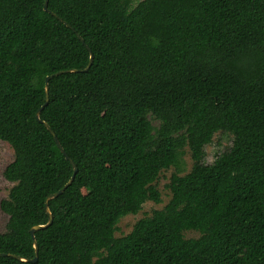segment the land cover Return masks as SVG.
Segmentation results:
<instances>
[{"label":"trees","instance_id":"16d2710c","mask_svg":"<svg viewBox=\"0 0 264 264\" xmlns=\"http://www.w3.org/2000/svg\"><path fill=\"white\" fill-rule=\"evenodd\" d=\"M45 1L0 0V264H264V0Z\"/></svg>","mask_w":264,"mask_h":264},{"label":"rangeland","instance_id":"374dc122","mask_svg":"<svg viewBox=\"0 0 264 264\" xmlns=\"http://www.w3.org/2000/svg\"><path fill=\"white\" fill-rule=\"evenodd\" d=\"M140 0H134L133 3H138ZM156 126L157 121H153ZM231 145V136L222 132H216L209 145L205 147V162L211 163L215 155L220 151L228 148ZM13 160V150L8 143L0 140V202L7 198L12 183L6 181L3 177V170L7 164ZM183 168L180 175L186 174L190 171L193 161L190 157L189 149L185 148V154L182 158ZM175 172L174 167H170L167 170H162L154 183L157 191L160 194V202L154 203L152 201H146L141 210L136 214H128L119 219L117 223V230L114 233L115 237L124 236L130 232L133 225L141 218L150 216L154 210L162 209L170 199V190L168 189V183L171 174ZM8 216L3 213L0 209V233L5 231ZM196 231H185L183 236L185 238H196L198 237Z\"/></svg>","mask_w":264,"mask_h":264},{"label":"water","instance_id":"95a60500","mask_svg":"<svg viewBox=\"0 0 264 264\" xmlns=\"http://www.w3.org/2000/svg\"><path fill=\"white\" fill-rule=\"evenodd\" d=\"M44 10L45 11H48L47 10V0L45 1V3H44ZM91 58H92V56L90 55V60H89V64H90V62H91ZM89 64L87 65V67L89 66ZM86 67V68H87ZM75 70H72V72H74ZM57 74H59V73H55V74H53V75H50V76H48V77H46V79H45V92L47 93V81L51 78V77H53L54 75H57ZM46 101H47V96H46ZM39 112H40V110H38L36 113H35V116H36V118L37 119H39ZM45 126H46V128L50 131V133L52 134V136H53V138H54V141H55V143H56V145H57V147L59 148V150L61 151V153L64 155V157L72 164V166H73V168H74V173H75V171H76V166L74 165V163L72 162V160L64 153V151H63V149H62V147H61V145L59 144V142H58V140H57V138H56V136H55V134H54V132L50 129V127L46 124V123H44V122H42ZM72 179H73V177L61 188V189H59L57 192H55V193H53V194H51V195H49L47 198H46V200H45V203H44V207H45V211H46V213L48 214V216H49V222H48V224L50 223V221H51V217H50V213H49V210H48V207H47V202H48V200L49 199H51V198H54V197H56V196H58L70 183H71V181H72ZM45 226L44 225H36V226H33L31 229H30V234H31V236L33 237V234H34V232L35 231H37V230H39V229H41V228H44ZM33 244H34V248H35V251L37 252V248H36V244H35V241H33ZM3 255H5V254H0V256H3ZM33 262H35L36 261V257L32 260Z\"/></svg>","mask_w":264,"mask_h":264}]
</instances>
